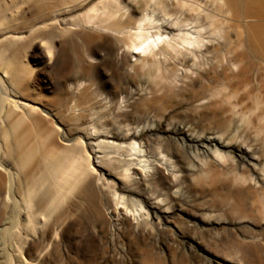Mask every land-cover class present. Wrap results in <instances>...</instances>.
Instances as JSON below:
<instances>
[{
    "label": "rangeland",
    "instance_id": "374dc122",
    "mask_svg": "<svg viewBox=\"0 0 264 264\" xmlns=\"http://www.w3.org/2000/svg\"><path fill=\"white\" fill-rule=\"evenodd\" d=\"M202 2L213 16L209 21L219 29V7ZM137 5L135 0H0L3 90L17 96L1 72L10 59L18 60L26 70L20 82L22 101L54 128L59 144L73 148L72 156L82 154L87 171L82 178L75 175L64 182L56 200L52 190L48 204L28 205L21 190L13 193L17 201L10 200L7 210L0 200V264H264L260 74L257 70L245 74L252 88L248 95L241 92L245 105L233 112L232 105L215 109L207 100L194 103L204 89L229 90L219 67L202 72L199 80L184 78L182 74L192 70L180 66L172 89L161 93L147 80L137 81L128 66L137 57L119 44L125 37L133 40L142 16ZM161 13L157 10L152 16ZM114 22L122 32L108 27ZM226 29L207 40L223 39ZM147 30L154 34L162 26ZM247 31L242 39L250 35ZM9 42L16 44L2 50ZM78 65L82 75L76 78L73 67ZM230 78L236 87L243 77L232 73ZM249 95L263 99L257 110L247 108L255 105ZM220 121L227 124V133L220 130ZM120 125L138 137L117 140ZM7 126L0 121V136ZM178 126L198 134L215 130L214 137L229 145L225 152L229 161L214 163L203 148L173 132ZM96 131L108 132L110 144L136 142L141 152L101 149L100 138L87 137ZM230 155L236 156V165ZM200 165L216 176L199 174ZM141 170L148 175L146 180ZM28 207L40 224L28 221ZM119 216L120 221L115 220ZM12 225L15 228L9 231Z\"/></svg>",
    "mask_w": 264,
    "mask_h": 264
},
{
    "label": "bare ground",
    "instance_id": "6f19581e",
    "mask_svg": "<svg viewBox=\"0 0 264 264\" xmlns=\"http://www.w3.org/2000/svg\"><path fill=\"white\" fill-rule=\"evenodd\" d=\"M202 1L135 0L138 4L136 11L141 12L142 16L138 18L133 40H128L125 37L119 40V44L137 57L135 63L128 64L134 69L135 79L139 82L147 80L159 93L172 89L175 77L180 75V66L192 70V72L185 71L182 74L184 78L198 77L199 80L202 72L208 73L219 67L223 70L225 81L229 82L227 88L229 90L219 87L204 89L197 94L194 103L199 104L201 101L204 103L203 100H207L206 104L215 106V109L232 105L229 111L233 112L236 108L242 109L245 105V98L241 96V92L248 95L249 91L247 90L252 88L249 77L245 76L247 72L257 70L260 74L259 84L264 89V0H209L213 6L219 7L218 25L220 24V26L219 29L217 27V30L216 23L209 21L213 16L207 11ZM37 4L39 3L37 2ZM153 4H155L154 7L152 6L153 9L149 11L148 7ZM157 10H161L162 13L158 18H154L152 15ZM114 15L113 12L112 16ZM96 22L101 23V21ZM159 26H162V30H158L154 34L147 30ZM226 26L228 29L223 32V39L207 40V38L214 37L215 33L220 34ZM108 27L122 32L116 22L110 23ZM3 29L4 27L0 28V32ZM232 30L237 35L236 40L232 38ZM247 30L250 35L242 39ZM207 34L208 36H206ZM156 36L157 38H154ZM15 44L16 42L5 43L2 50ZM197 50H201V53ZM25 71V67L19 64L18 60L10 59L4 73L1 72L4 76L7 75L6 81L15 90V93H18L17 96L15 94L11 96L4 91V85L2 86L0 79V121L8 125L0 136V200L3 201L6 210L10 200H13L14 203L17 201L13 196L14 192L20 194L21 190V199L25 203L30 205L35 202L39 207L49 203L52 190L54 191V200H56L60 196L61 186L64 182H71L75 175L82 178L87 174L81 162L82 154L78 156L79 160L78 157L72 156L73 148L59 144L54 128L45 122V118L37 113L35 107L22 101L25 100L23 99L25 93L21 90L23 87L20 82ZM73 71L76 78L82 75V68L79 65L74 66ZM232 73L243 77L241 83H238L236 87L230 82ZM72 75L73 73L69 72V78ZM225 81L223 83L226 84ZM243 83L244 85H242ZM79 86L80 83H76V87ZM249 100H253L255 105L247 108L257 110L263 99L249 95ZM213 118L210 117V119ZM226 126L225 122L220 121L219 128L224 133L228 132ZM172 130L184 137L185 141L194 147L203 148V154L210 155L209 159H212L214 163L229 161L228 154L225 153L226 147L229 145L222 142L219 137H214L215 130H210L208 134H198L195 130L189 131L185 126L174 127ZM116 132V139L119 141L126 142L138 137V134L126 131L124 125L117 126ZM108 134V132L96 131L94 136L92 134L87 137L97 136L100 138L101 143L98 146L101 149L109 146L125 151L129 155H137L141 152L136 147V142L129 146L115 142L110 144L108 137L112 136H108ZM148 146L152 148V143L149 142ZM239 150L242 148L239 147ZM230 157L234 163L237 161L236 156L230 155ZM237 157L239 156L237 155ZM256 159L253 155L251 160L254 162ZM160 162L159 160L156 163L157 170L161 167ZM191 162L194 164L196 159L194 158ZM8 164L13 168L5 166ZM188 169L191 170L189 167ZM198 170L199 174L204 176H216L214 170H206L202 165ZM141 173L142 179L146 180L148 175L142 170ZM173 178L176 180L175 176ZM49 182H52L53 186H48ZM42 190L48 191L39 196V192ZM39 197L43 198L40 202L37 201ZM29 207L26 208L28 221L36 225L40 224L36 213L29 211ZM115 220L120 221V216ZM14 228L15 225H12L9 231Z\"/></svg>",
    "mask_w": 264,
    "mask_h": 264
}]
</instances>
